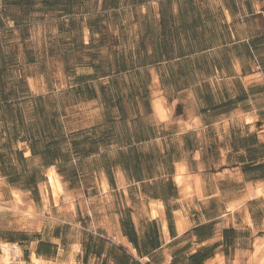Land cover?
Returning <instances> with one entry per match:
<instances>
[{
	"label": "crops",
	"instance_id": "obj_1",
	"mask_svg": "<svg viewBox=\"0 0 264 264\" xmlns=\"http://www.w3.org/2000/svg\"><path fill=\"white\" fill-rule=\"evenodd\" d=\"M1 11L9 264H264V0Z\"/></svg>",
	"mask_w": 264,
	"mask_h": 264
},
{
	"label": "rangeland",
	"instance_id": "obj_2",
	"mask_svg": "<svg viewBox=\"0 0 264 264\" xmlns=\"http://www.w3.org/2000/svg\"><path fill=\"white\" fill-rule=\"evenodd\" d=\"M5 14L6 12L4 11L0 12V67L20 59L21 55L16 52L14 54V47L16 50H19V46H21L24 41V38H22L23 32H14V29L10 27L11 24L7 21ZM12 84L14 83L7 80L6 82H3L1 88L9 89L13 86Z\"/></svg>",
	"mask_w": 264,
	"mask_h": 264
},
{
	"label": "bare ground",
	"instance_id": "obj_3",
	"mask_svg": "<svg viewBox=\"0 0 264 264\" xmlns=\"http://www.w3.org/2000/svg\"><path fill=\"white\" fill-rule=\"evenodd\" d=\"M14 196V195H13ZM21 199V198H20ZM14 201V200H13ZM9 203V202H8ZM13 203V202H11ZM22 205V204H21ZM15 206V205H14ZM16 206H19L16 204ZM2 207V205L0 204V208ZM7 209V208H6ZM16 209V208H15ZM14 210V209H13ZM17 210V209H16ZM30 211V210H29ZM21 212V211H20ZM18 213V212H17ZM1 249H2V256H0V264H9L10 260L14 257V255L12 256L11 253H13V251H18V247L17 246H13V245H0ZM73 263V262H72Z\"/></svg>",
	"mask_w": 264,
	"mask_h": 264
}]
</instances>
